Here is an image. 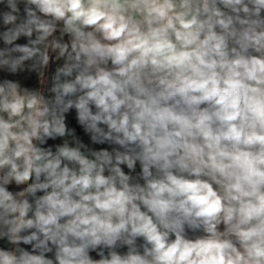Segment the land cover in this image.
<instances>
[{
    "label": "clouds",
    "instance_id": "1",
    "mask_svg": "<svg viewBox=\"0 0 264 264\" xmlns=\"http://www.w3.org/2000/svg\"><path fill=\"white\" fill-rule=\"evenodd\" d=\"M0 264H264V0H0Z\"/></svg>",
    "mask_w": 264,
    "mask_h": 264
},
{
    "label": "trees",
    "instance_id": "2",
    "mask_svg": "<svg viewBox=\"0 0 264 264\" xmlns=\"http://www.w3.org/2000/svg\"><path fill=\"white\" fill-rule=\"evenodd\" d=\"M85 139H87V138L85 137Z\"/></svg>",
    "mask_w": 264,
    "mask_h": 264
}]
</instances>
